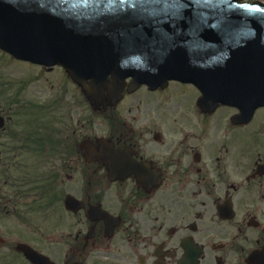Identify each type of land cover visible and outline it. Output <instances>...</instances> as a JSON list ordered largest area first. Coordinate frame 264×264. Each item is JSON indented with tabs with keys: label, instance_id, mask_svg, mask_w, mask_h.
I'll return each instance as SVG.
<instances>
[{
	"label": "flooded vegetation",
	"instance_id": "1",
	"mask_svg": "<svg viewBox=\"0 0 264 264\" xmlns=\"http://www.w3.org/2000/svg\"><path fill=\"white\" fill-rule=\"evenodd\" d=\"M184 87L196 127L146 111ZM140 89L133 113L117 107L135 92L105 95L98 136L85 115L30 131L3 114L0 264H264V107L205 128L194 87ZM98 138L104 163L85 151Z\"/></svg>",
	"mask_w": 264,
	"mask_h": 264
},
{
	"label": "water",
	"instance_id": "2",
	"mask_svg": "<svg viewBox=\"0 0 264 264\" xmlns=\"http://www.w3.org/2000/svg\"><path fill=\"white\" fill-rule=\"evenodd\" d=\"M0 50L62 67L94 106L104 91L118 101L127 78L129 90L192 83L208 111L243 105L248 97L255 108L264 104V5L258 2L0 0ZM3 123L0 117V128ZM90 153L105 162L101 148Z\"/></svg>",
	"mask_w": 264,
	"mask_h": 264
},
{
	"label": "rangeland",
	"instance_id": "3",
	"mask_svg": "<svg viewBox=\"0 0 264 264\" xmlns=\"http://www.w3.org/2000/svg\"><path fill=\"white\" fill-rule=\"evenodd\" d=\"M242 1L251 2L256 0ZM258 1L264 3V0ZM172 86L173 85H170L169 89H171ZM184 88H186L185 93H178L177 89L175 90L176 92L173 96L177 94L180 95L172 100L173 103H170L172 105L170 109L161 110L159 108L156 109L152 106H148L146 111H148V109H153V113L158 111L159 114H165L163 117L181 119L183 120L182 127L185 128L196 127L188 120L189 117L187 114L183 112L189 105V102H195L197 95L193 88ZM136 91L135 94L125 98V100L117 107V111L119 109L125 113H133L136 101H145L144 97H139L141 89L138 92ZM153 96H156V94H153ZM171 98L172 96H169L167 100L169 101ZM13 101L21 103L22 105L45 106L44 110L33 109L24 112L22 116L24 118H22V121L25 123L27 128V123L30 125L31 122L38 120L39 113L44 114V116H40L43 117L44 120L42 121L44 122H48L50 120L52 121L55 117V127L58 125L57 120L61 118V114L65 116L63 118L67 122L68 117H66V114H70L73 119H78L79 117L80 120L84 115L86 117L89 116L90 119L92 118L91 120L93 121V126L90 130H88L89 133L91 132L98 136L103 131L100 124L104 120L103 117L91 116L88 103L83 100L79 89L70 82L62 69L57 67H53L52 69L36 67L29 63L14 60L8 55L0 52V107H2V109L6 108L8 106L7 103L9 104ZM54 102H56L57 111H46V109H48L47 107L54 104ZM178 103L183 106L179 107ZM235 111L237 112V110L234 109L217 108L213 114L211 113L212 115L204 116L203 119L205 120V128H223L226 124H228V121H226L228 114H232ZM140 112L144 113L143 110L139 109V113ZM182 113L184 117H182ZM73 119L72 123L74 122ZM193 119L194 123H196L197 117L194 116ZM219 119L220 122L218 121Z\"/></svg>",
	"mask_w": 264,
	"mask_h": 264
}]
</instances>
